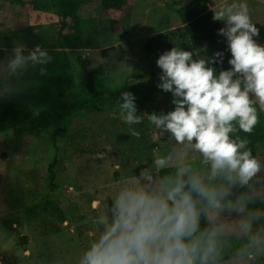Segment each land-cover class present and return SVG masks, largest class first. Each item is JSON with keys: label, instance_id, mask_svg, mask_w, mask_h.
<instances>
[{"label": "rangeland", "instance_id": "obj_1", "mask_svg": "<svg viewBox=\"0 0 264 264\" xmlns=\"http://www.w3.org/2000/svg\"><path fill=\"white\" fill-rule=\"evenodd\" d=\"M188 1L131 0L121 10L109 12L101 8V0L82 5L77 13L88 21L83 44L67 50L75 79L70 95H85L89 75L107 95L143 91L148 73L161 72L156 65L159 55L173 47L192 52L193 59L211 57L218 48L194 49L177 16V9ZM234 2L207 0L214 13ZM246 2L251 21L259 29L254 39L264 44V0ZM112 19L116 21L113 26ZM219 23L224 27L223 21ZM27 28L31 35L14 39V45L23 43L31 49L39 44L46 49L57 35L69 32V22L50 7L30 11L0 0V32ZM157 33L162 34L160 54L144 51V44ZM251 99L264 115V104L255 96ZM171 100V95H155L137 111L141 116L137 124L127 123L121 109L96 108L76 114L68 118L67 138L53 136L52 128L15 137L13 126L6 125L0 133V264H79L97 234V217L120 186L143 168L152 167L158 156L175 153L169 164L175 170L180 163L185 149L157 129L149 116L173 110ZM248 147L264 161V143ZM184 162L198 163L197 154L188 152ZM158 171L154 170L157 179ZM94 201L98 203L95 209ZM222 219L226 224L236 221L235 216ZM226 235L234 238L235 256L222 264H264V256L250 261L237 255L246 242L238 231Z\"/></svg>", "mask_w": 264, "mask_h": 264}, {"label": "clouds", "instance_id": "obj_2", "mask_svg": "<svg viewBox=\"0 0 264 264\" xmlns=\"http://www.w3.org/2000/svg\"><path fill=\"white\" fill-rule=\"evenodd\" d=\"M213 19L224 22L217 34L225 38L230 68L217 72L212 66L223 62L220 51L193 59L192 52L173 47L156 60L157 87L171 93L174 108L149 116L185 149L175 173L155 177L154 170L169 167L175 155L165 154L122 184L97 217V234L79 264H222L230 230L246 240L238 256H264V161L236 134L251 133L258 122L251 97L264 104V44L254 39L259 29L246 0ZM52 59L39 44L12 46L0 59V95L14 91L12 81L29 68L40 65L44 75ZM118 102L127 123L140 122L131 92H121ZM188 152L197 154L198 163L184 162ZM225 215L235 216V223H224ZM202 219L208 226H201Z\"/></svg>", "mask_w": 264, "mask_h": 264}, {"label": "trees", "instance_id": "obj_3", "mask_svg": "<svg viewBox=\"0 0 264 264\" xmlns=\"http://www.w3.org/2000/svg\"><path fill=\"white\" fill-rule=\"evenodd\" d=\"M9 1L30 11L50 7L55 10L60 18L68 20L69 32L57 35L54 43L46 48L53 59L44 66V75L39 72L40 65L29 68L19 81H12L14 91L5 93L0 98V133L6 125L11 124L15 137L33 130L52 128L53 136L67 138L70 134L69 117L86 111L91 112L96 108L120 109L118 102L120 95L102 93L93 81L92 75L88 76L85 95L81 97L70 95L75 87V79L69 67L67 50L82 47L88 21L80 18L77 12L82 5L88 4L91 0ZM130 3L131 0H101V8L106 12L119 11L123 6ZM213 15L214 12L208 8L207 0H190L177 9V16L185 35L194 49L217 47L218 49L215 52L224 53L223 62L212 65L219 72L230 68L228 64L230 53L227 50L225 38L217 34V30L222 27L219 21L213 19ZM115 22L112 19L111 25L113 26ZM30 35L29 28L0 32V43L3 44V50H0V59H3L6 51L14 46V39L25 38ZM161 43L162 34L157 33L151 41L144 44L143 49L148 53L159 55ZM105 54V49L101 50V55L104 56ZM79 61L83 65H88V61L80 59ZM159 75L155 72L148 73L145 89L132 93L135 96L137 111L144 107L145 103L152 100L155 95H171V93L157 87ZM253 106L257 109L258 122L252 132L238 131L236 133L243 138H247L248 145L264 143V115L256 101H254ZM175 171V168L167 167L158 171V177L173 175ZM49 172V182L52 184L53 171L51 166ZM201 226H208L203 219ZM233 242L234 238L231 235H226V247L222 262L235 256Z\"/></svg>", "mask_w": 264, "mask_h": 264}]
</instances>
